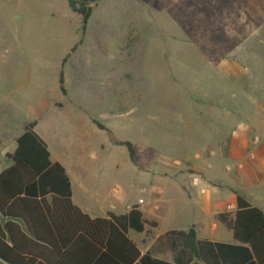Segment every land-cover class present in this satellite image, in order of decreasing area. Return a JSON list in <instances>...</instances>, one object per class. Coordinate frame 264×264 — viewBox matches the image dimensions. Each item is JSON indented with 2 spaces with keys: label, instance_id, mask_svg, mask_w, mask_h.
Wrapping results in <instances>:
<instances>
[{
  "label": "rangeland",
  "instance_id": "374dc122",
  "mask_svg": "<svg viewBox=\"0 0 264 264\" xmlns=\"http://www.w3.org/2000/svg\"><path fill=\"white\" fill-rule=\"evenodd\" d=\"M75 2L92 8L84 32L69 0H0L5 137L39 107L74 182L109 203L153 194L177 208L187 196L160 173L197 155L227 197L235 152L247 170L264 150V0Z\"/></svg>",
  "mask_w": 264,
  "mask_h": 264
},
{
  "label": "trees",
  "instance_id": "16d2710c",
  "mask_svg": "<svg viewBox=\"0 0 264 264\" xmlns=\"http://www.w3.org/2000/svg\"><path fill=\"white\" fill-rule=\"evenodd\" d=\"M100 0H83L87 4ZM82 29L86 31L92 8L84 7ZM75 51V49H73ZM65 60V63L67 62ZM60 89L66 94L63 72ZM37 121L27 123L17 139L10 167L0 174V260L7 264H188L195 254L204 264H264V213L237 193L233 218L224 213L220 222L234 233L239 244L199 241L195 229L170 232L182 249L174 262L142 254L128 237L130 230L142 233L146 225L138 206L125 215L110 213L106 219H91L72 201V185L64 166L51 160L47 143L35 131ZM100 129H103L100 127ZM130 159L135 151L123 142ZM190 255L185 259L186 254ZM245 254V255H244ZM242 257V258H241Z\"/></svg>",
  "mask_w": 264,
  "mask_h": 264
},
{
  "label": "crops",
  "instance_id": "0c3cea01",
  "mask_svg": "<svg viewBox=\"0 0 264 264\" xmlns=\"http://www.w3.org/2000/svg\"><path fill=\"white\" fill-rule=\"evenodd\" d=\"M29 111L33 115L34 121H37L35 131L48 145L51 160L62 164L66 169L72 185V201L84 214L90 216L91 219H106L110 213L117 216L125 215L130 212L132 207L138 206L146 221L157 223L155 226L146 225L142 233L132 230L128 233V237L138 246L142 254L151 253L154 258L173 263L175 256L182 249L178 247L181 243L177 238H165L164 236L174 231H188L192 227L195 229L199 241L207 240L212 243L239 245L234 239L233 231L221 223L219 219V216L224 213L230 214V218L234 217L237 210V193L264 213V150L261 151L259 157L256 155L254 159H250L252 161L249 162L250 167L247 170L246 166L239 162L245 157L239 156L235 152L232 158L238 164L235 167L227 166L226 171L232 173L230 177L236 183L226 185L229 193L227 197H222L218 192L223 188V185L220 184L222 181L217 179L216 174L210 172L202 174L203 166L206 163H202L200 161L201 157L197 155L196 159L198 161L196 163L188 161L191 165L177 173L168 169L160 173L163 177L177 182L180 189L187 196L185 200L178 201L180 204L177 208L175 206L177 202L169 201L163 195L157 197L153 194L151 196L152 201L148 203L144 199L130 205L117 199H112L113 201L109 203L108 199L100 198L99 190L86 183L77 184V182H74L73 174L68 169L67 163L62 159L59 151L55 148L53 142H50L45 132H40L38 128L39 117L42 115L43 110L39 107H30ZM4 116H0V174L11 166L12 161L8 155L15 152L17 148L16 141L24 132L23 130L10 138L5 137L3 126H5L7 115ZM229 150L228 147V156L231 155ZM142 169L140 168V170ZM158 213L162 214L161 219L155 217ZM229 253H231V257L227 259L226 264H234L240 258L238 255H243L236 254V252ZM184 258L189 259L190 255L187 253ZM0 264L7 263L0 260ZM188 264L204 263L194 254L192 261Z\"/></svg>",
  "mask_w": 264,
  "mask_h": 264
},
{
  "label": "water",
  "instance_id": "95a60500",
  "mask_svg": "<svg viewBox=\"0 0 264 264\" xmlns=\"http://www.w3.org/2000/svg\"><path fill=\"white\" fill-rule=\"evenodd\" d=\"M71 7L76 11H81L84 8V4H82L80 7L77 6V3L75 0H69Z\"/></svg>",
  "mask_w": 264,
  "mask_h": 264
}]
</instances>
